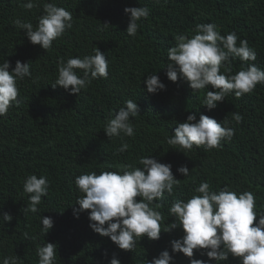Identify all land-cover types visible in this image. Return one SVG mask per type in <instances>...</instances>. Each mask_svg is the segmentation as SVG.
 <instances>
[{
    "label": "trees",
    "instance_id": "trees-1",
    "mask_svg": "<svg viewBox=\"0 0 264 264\" xmlns=\"http://www.w3.org/2000/svg\"><path fill=\"white\" fill-rule=\"evenodd\" d=\"M45 2L73 15L72 28L53 41L49 50L31 44L13 24L20 18L35 28ZM24 3L27 0H0V63L9 62L10 72L16 61L30 63L31 71V77L18 81V103L0 117V259L16 256L19 264H38L37 247L53 243L55 264H110L113 256L120 264H150L164 250L173 257L171 264H189V258L173 254L170 246L183 237L182 229L165 233L163 226L175 220L169 216L171 204L197 194L194 190L202 182H208L213 191L226 186L238 194L249 191L255 197L254 210L264 212V83L240 97L229 94L209 110L203 100L206 91L214 89L193 91L179 77L173 83L166 76L167 51L175 46V37L191 36L196 25L206 23L216 24L222 36L235 32L237 43L247 40L257 54L255 61L246 63L232 59L229 75L247 63L264 70V0H40L31 10ZM145 6L150 15L139 21L137 34L129 36L124 9ZM105 23L109 27L104 28ZM93 47L105 54L108 77L93 80L78 95L52 88L58 62L94 54ZM76 71L83 76L82 70ZM150 74L159 77L165 90L147 93L143 80ZM129 99L139 108V115L131 118L134 136L107 138L106 122ZM193 113L197 120L206 115L234 128L231 141L222 140L220 147L207 150L194 145L183 153L167 144L166 137L174 133L176 124ZM233 113L243 117L240 123L233 120ZM122 143L128 148L117 153ZM147 156L170 164L180 182L171 195L165 193L154 201L161 205L157 210L163 216L160 238H137L136 247L124 251L90 229L88 210L76 218L75 201L82 193L74 180L85 173L142 167L139 159ZM181 166L188 168L189 176L177 172ZM29 175L46 176L49 181L37 213L24 212L30 194L24 193L23 184ZM4 213L12 216L10 222L3 221ZM40 217L54 221L45 235ZM205 251L194 250L193 258L215 264L202 254ZM219 264L240 261L230 255Z\"/></svg>",
    "mask_w": 264,
    "mask_h": 264
},
{
    "label": "clouds",
    "instance_id": "clouds-1",
    "mask_svg": "<svg viewBox=\"0 0 264 264\" xmlns=\"http://www.w3.org/2000/svg\"><path fill=\"white\" fill-rule=\"evenodd\" d=\"M40 0H27L23 7L31 10L38 6ZM129 16L126 33L135 36L140 27L139 21L150 15L148 7H126ZM72 12L55 3H43V14L38 17L35 28L31 22L16 18L15 27L23 30L28 41L49 50L53 41L61 37L66 30L72 28ZM109 27L107 23L102 25ZM235 32L222 36L214 23L198 24L194 34L175 37L176 44L167 51V79L173 83L178 77L185 81L193 91L211 87L214 91H206L203 106L212 110L217 103L233 94L240 97L251 93L258 84L264 83V70L254 63H247L235 74L232 72L231 60L238 58L241 62L256 60V52L249 47L247 40H239ZM93 53L81 57L69 58L66 62H58V76L52 88L70 89V94L78 95L93 80L108 77L109 63L104 53L93 47ZM224 72H221V68ZM7 61L0 63V117L5 116L11 106L18 103V81L31 77L30 63L16 61L14 69L9 71ZM76 70H82L83 76ZM146 91L156 94L165 90V85L156 74H150L143 80ZM139 115L135 101L129 99L125 105L110 116L104 127L107 138L132 137L135 134L131 118ZM232 118L240 123L243 117L233 113ZM234 128L225 127L214 118L189 114L186 121L176 124L174 133L166 137L167 144L178 148L179 152L191 151L193 146H205L207 149L218 148L222 140L231 141ZM128 144L122 143L117 153L127 150ZM139 165H131L122 171H102L85 173L77 176L75 186L82 195L77 198L74 215L88 210L90 229L101 237L110 238L119 249L132 251L137 245V238L147 237L155 241L160 238L162 214L161 207L154 203L171 195L179 180L174 178L172 166L160 163L150 156L141 157ZM177 172L184 177L189 176L186 166ZM49 181L46 176L29 175L23 184L24 193L29 195V204L24 212L37 213L38 205L48 192ZM190 198L175 200L168 209L169 216L175 217L173 223H164L163 232L167 233L179 227L184 235L181 239L170 242L172 253H181L189 258V264H207L203 259L193 258L194 250H206L208 261L219 264L231 255L238 258L240 264H264V212H256L254 194L245 191L237 193L226 186L213 191L208 182H202L194 190ZM139 198V200H137ZM258 218V219H257ZM3 221L10 222L12 216L4 213ZM43 235L54 226L51 217L41 218ZM254 221L256 223L254 224ZM27 233L25 237L27 238ZM57 246L44 243L36 249L38 264H55ZM173 257L169 251H162L150 264H171ZM0 264H19V258L8 256L0 259ZM110 264H120L113 256Z\"/></svg>",
    "mask_w": 264,
    "mask_h": 264
}]
</instances>
